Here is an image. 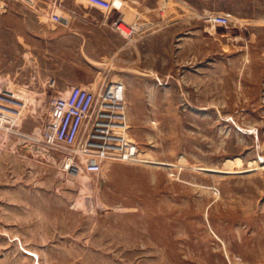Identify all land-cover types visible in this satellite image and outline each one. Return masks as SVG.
<instances>
[{
    "label": "rangeland",
    "instance_id": "1",
    "mask_svg": "<svg viewBox=\"0 0 264 264\" xmlns=\"http://www.w3.org/2000/svg\"><path fill=\"white\" fill-rule=\"evenodd\" d=\"M63 1L73 14L35 0L100 30L88 61L123 82L144 161L66 168L65 147L32 139L48 100L27 77L9 83L28 104L0 128V264H264V0H124L106 14ZM21 5L0 0V17ZM219 13L228 26L209 22Z\"/></svg>",
    "mask_w": 264,
    "mask_h": 264
},
{
    "label": "built area",
    "instance_id": "2",
    "mask_svg": "<svg viewBox=\"0 0 264 264\" xmlns=\"http://www.w3.org/2000/svg\"><path fill=\"white\" fill-rule=\"evenodd\" d=\"M76 4L87 6L101 13L121 11L123 0H75ZM61 10L69 12L63 0H58ZM50 19L59 23L62 16L51 11ZM212 24L228 26L231 17L227 13L214 14L209 18ZM121 26H128L123 17L114 22V28L124 34ZM264 56V52H263ZM54 82L50 81V85ZM12 100L22 102L21 108ZM28 100L7 85L0 87V128L12 130L17 127ZM6 108L15 109L13 113ZM35 142L49 146H63L67 150L66 168L98 175L106 165L113 162L134 164L144 161L138 145L129 135V118L125 86L120 80H106L94 90L72 86L58 93L48 101L47 120L38 129Z\"/></svg>",
    "mask_w": 264,
    "mask_h": 264
},
{
    "label": "crops",
    "instance_id": "3",
    "mask_svg": "<svg viewBox=\"0 0 264 264\" xmlns=\"http://www.w3.org/2000/svg\"><path fill=\"white\" fill-rule=\"evenodd\" d=\"M25 1L27 5L0 17V87L21 85L27 77L35 97L48 101L72 86L99 88L107 75L99 78L100 70L88 60L99 63L100 52L93 43L101 41L100 30L84 26L76 17L54 23L51 12L39 10L35 0Z\"/></svg>",
    "mask_w": 264,
    "mask_h": 264
},
{
    "label": "bare ground",
    "instance_id": "4",
    "mask_svg": "<svg viewBox=\"0 0 264 264\" xmlns=\"http://www.w3.org/2000/svg\"><path fill=\"white\" fill-rule=\"evenodd\" d=\"M123 29H125L123 26H121ZM125 34V33H124Z\"/></svg>",
    "mask_w": 264,
    "mask_h": 264
}]
</instances>
